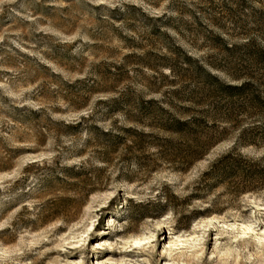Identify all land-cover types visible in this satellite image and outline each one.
I'll list each match as a JSON object with an SVG mask.
<instances>
[{
	"label": "rangeland",
	"instance_id": "rangeland-1",
	"mask_svg": "<svg viewBox=\"0 0 264 264\" xmlns=\"http://www.w3.org/2000/svg\"><path fill=\"white\" fill-rule=\"evenodd\" d=\"M247 43L264 0H0V264H264V118L199 71Z\"/></svg>",
	"mask_w": 264,
	"mask_h": 264
},
{
	"label": "trees",
	"instance_id": "trees-1",
	"mask_svg": "<svg viewBox=\"0 0 264 264\" xmlns=\"http://www.w3.org/2000/svg\"><path fill=\"white\" fill-rule=\"evenodd\" d=\"M240 48L245 49L248 55L249 66H246L244 69L248 70V67L252 66L253 62H257V64L262 63L264 68V48L252 47L250 43L242 44ZM226 49L229 51L231 50V48L227 46ZM187 61L191 63L192 59L187 57ZM199 71L204 75L206 81L216 86L217 91L227 99L228 106L224 111L225 118H223L226 122H228L229 119L231 120V116H233L237 110L246 112L247 114L256 113L259 116L262 115V118H264V83H259V80L254 79L255 77H250L246 74H236L233 77L235 80H240V82L231 84L226 83L202 67H199ZM161 111H164V109H161ZM204 124L205 121L201 117L191 116L185 120L171 117L164 128L183 138L191 137L194 144L189 147L188 151L191 153L192 158L197 159L203 156V152L199 153V150L205 146L207 141L209 143L211 140L209 135H207V140L201 138L200 129H203ZM247 131L248 129H246L245 134ZM254 135L255 136L248 135V144L254 143L257 138L264 139V128L257 131Z\"/></svg>",
	"mask_w": 264,
	"mask_h": 264
},
{
	"label": "bare ground",
	"instance_id": "bare-ground-1",
	"mask_svg": "<svg viewBox=\"0 0 264 264\" xmlns=\"http://www.w3.org/2000/svg\"><path fill=\"white\" fill-rule=\"evenodd\" d=\"M112 221H114V224H116V225L118 224V223L116 222V220H112Z\"/></svg>",
	"mask_w": 264,
	"mask_h": 264
}]
</instances>
